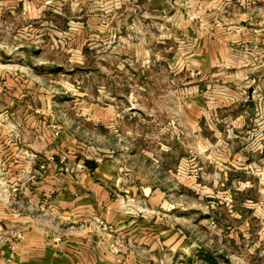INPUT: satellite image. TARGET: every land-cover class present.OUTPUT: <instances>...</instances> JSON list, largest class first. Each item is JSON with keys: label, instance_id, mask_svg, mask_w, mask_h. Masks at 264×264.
Listing matches in <instances>:
<instances>
[{"label": "rangeland", "instance_id": "1", "mask_svg": "<svg viewBox=\"0 0 264 264\" xmlns=\"http://www.w3.org/2000/svg\"><path fill=\"white\" fill-rule=\"evenodd\" d=\"M23 2V11L0 12V72L12 69L58 92L57 99L64 100L58 115L78 122L80 138L121 153L117 159L126 167H146L165 190L172 205L164 212L167 228L178 234L164 233L161 249L146 251L147 259L264 264V149L257 150L253 134L261 125L252 121L264 111L259 113L257 102L250 110L228 103L231 92L222 77L197 64L190 56L193 45L181 42V29L170 21L164 24L165 12L155 4ZM190 16L194 13H185ZM234 89L245 97L244 90ZM91 103L110 107L108 117L93 114ZM86 113L90 119L81 123ZM240 113L245 124L233 123ZM6 124L0 122V136L15 130ZM242 142L250 150L249 164L221 160ZM4 173L0 170V182Z\"/></svg>", "mask_w": 264, "mask_h": 264}, {"label": "crops", "instance_id": "2", "mask_svg": "<svg viewBox=\"0 0 264 264\" xmlns=\"http://www.w3.org/2000/svg\"><path fill=\"white\" fill-rule=\"evenodd\" d=\"M144 1L165 12L164 24L170 21L181 29L178 39L193 45L190 56L199 66L222 77L231 92L228 103L250 110L256 94L264 98V0L248 5L238 0ZM18 8L25 9L23 0H0V12ZM186 12L194 17L185 18ZM22 77L9 68L0 72V117L6 115L4 124L15 128L12 138L0 136V170L7 179L4 188L0 182V264H154L146 251L161 249L164 233L178 234L167 228L164 212L172 205L165 190L146 167H126L117 159L121 153L100 150L80 138L78 122L58 115L64 106L58 92L45 90L35 77ZM234 88L246 96L236 95ZM249 88L253 106L246 103ZM90 106L102 117L111 111ZM233 118V123L246 122L243 113ZM18 145L32 151L47 170L18 182L12 194L8 188L20 178L23 165L14 160ZM249 151L242 142L221 160L243 167L250 163ZM32 169L37 172V165ZM97 219L106 230L97 226ZM114 243L117 250L112 251Z\"/></svg>", "mask_w": 264, "mask_h": 264}, {"label": "built area", "instance_id": "3", "mask_svg": "<svg viewBox=\"0 0 264 264\" xmlns=\"http://www.w3.org/2000/svg\"><path fill=\"white\" fill-rule=\"evenodd\" d=\"M255 1H257V0H240L239 2H243L244 4L248 5V4L254 3ZM189 18L191 19L192 16H190ZM0 91H1V88H0ZM244 93H246V92L244 91ZM245 96H246V94H245ZM251 96H252V94H251ZM255 97L257 98L256 102L258 104V111L260 113V111L262 109L264 111V98L262 96H259V94H256ZM263 116H264V114L262 116L258 117V114L255 113V117L252 120L253 121V125H255V124H257L259 126L261 125V127L258 128L257 132L253 134L254 135V140L256 139V142L258 143L257 150L264 149V119H263ZM260 119H262L261 122H260ZM6 120H7V116L6 115H4V117H2V118L0 117V122L5 123ZM252 130H254V129H252ZM16 152H17V154H16L15 157L17 158V162H21L23 165H22V171H21L20 178L19 179H14L13 182H11L12 184L8 188L9 192L12 193V194H16L17 193V191L19 189L18 182H22L24 180V178L26 180V179H30L31 177L35 178L38 175H43L44 172L47 170L46 169L47 165L45 163H38V161L36 159L37 158L36 155L32 151L28 150L27 148H24V147H21L20 145H18ZM34 164H36L37 167H38V171L37 172H34L33 169H32V166ZM62 170L66 171L67 167H62ZM261 171L263 173V181H264V163H263ZM2 184L4 185L5 183L2 181ZM96 221H97V226L101 230H106V225L100 219H97ZM15 236L19 237L20 234L16 233ZM55 240L57 241L58 238L55 237ZM116 245L117 244L114 243V245L111 246L110 249L112 251L117 250V246Z\"/></svg>", "mask_w": 264, "mask_h": 264}, {"label": "water", "instance_id": "4", "mask_svg": "<svg viewBox=\"0 0 264 264\" xmlns=\"http://www.w3.org/2000/svg\"><path fill=\"white\" fill-rule=\"evenodd\" d=\"M251 94H252V88H249L247 90V97L248 99L246 100V103L249 105V106H253V100L251 98Z\"/></svg>", "mask_w": 264, "mask_h": 264}]
</instances>
